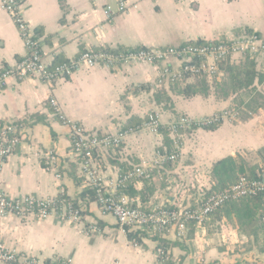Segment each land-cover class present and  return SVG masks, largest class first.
<instances>
[{
	"label": "crops",
	"instance_id": "1",
	"mask_svg": "<svg viewBox=\"0 0 264 264\" xmlns=\"http://www.w3.org/2000/svg\"><path fill=\"white\" fill-rule=\"evenodd\" d=\"M118 3L22 0L20 9L49 66L74 59L88 49L111 48L115 53H125L135 48H179L190 42L242 38L250 32L258 33L264 42V0H124V7ZM107 7L109 14L105 13ZM25 53L16 23L0 6V71L12 67ZM246 55L254 57L257 69L264 71V49L233 55L226 61L238 63ZM163 66L150 62L100 63L52 82L31 78L6 81L0 88V127L17 125L19 141L0 166V190L13 198L64 195L78 206L80 218L73 222L54 216L43 220L0 217L1 243L42 261L70 258L73 264H264L263 232L256 224L238 223L241 230L254 227L246 238L236 239L227 222L232 217L237 219L233 213L211 216L204 231L190 229L184 238L172 232L145 235L124 231L113 216L100 210L95 199L89 198L91 188L80 160L70 153V127L61 116L105 135L134 129L149 115H158L157 132H133L118 146L107 148L100 160L102 175L111 179L130 164H147L164 148H176V161L166 165L161 177L153 175L130 186L129 198L142 203L162 204L171 201L175 192L195 196L197 185L211 189L215 184L212 166L217 160L238 155L249 161L247 154L264 147V104L251 109L246 106L249 99L237 106L232 97L217 98L213 89L223 80L222 68L219 77L177 79L182 87L204 85L208 94L172 95L173 108L169 110L154 101L156 90L167 88L171 82L162 78ZM171 66L177 63L173 61ZM254 88V95L264 96V82H256ZM223 110L232 111L231 116L217 123L215 129L168 130V123L180 117L198 119ZM160 127L168 133L167 141ZM50 150L59 158V177L44 166ZM159 247L165 250L164 260L157 252Z\"/></svg>",
	"mask_w": 264,
	"mask_h": 264
},
{
	"label": "built area",
	"instance_id": "2",
	"mask_svg": "<svg viewBox=\"0 0 264 264\" xmlns=\"http://www.w3.org/2000/svg\"><path fill=\"white\" fill-rule=\"evenodd\" d=\"M22 0H0L1 8L8 12L16 23L22 36L26 53L12 67L0 71V88L6 85L9 78L23 80L27 78L41 82H52L63 76L71 74L81 68H92L100 63L114 64L150 62L161 63L162 78L177 80L185 76L198 77L221 76V63L233 55L252 54L264 49V42L256 35L251 34L242 38H233L206 44H186L182 47L165 48H140L130 49L125 53H113L104 49L85 50L74 59L67 62L49 66L42 55L38 39L22 16ZM119 6L124 7V0H119ZM111 13L110 7L105 10ZM177 66H171L172 62ZM55 106L54 101H51ZM57 109V107H55ZM232 111L223 110L217 114L198 119L180 117L168 123V130L176 133L197 127H207L217 124L231 116ZM61 118L70 127L71 149L73 157L78 158L82 170L86 175L87 185L94 192V199L103 213L113 216L126 232H141L145 235L155 233L165 234L172 232L178 238H184L190 229L196 232L204 231L205 224L210 220L211 214L231 200L254 196L264 192V171L258 173L256 178L241 175L236 182L208 193L209 186L198 188L196 195H180L174 193L171 201L162 204L155 202L142 203L133 201L128 196L130 186L142 179H151L153 175L161 177V172L166 171V165L174 163L177 159L176 148H164L157 152L149 163L130 164L123 169L117 177L108 179L102 175L100 160L109 147L118 146L131 133L149 130L157 132L160 124L157 114L149 115L148 119L136 128L120 130L115 134L99 135L83 128L80 124ZM17 125L9 123L0 127V166L12 153L18 143ZM44 166L48 171L57 172L59 158L54 150L45 154ZM14 215L19 218H32L36 220L47 219L54 216L61 221H77L80 218L78 206L64 195L56 197H36L25 195L19 198L8 196L0 190V217ZM264 227V213L260 217ZM161 260L167 258L165 250L158 248ZM0 263L2 264H73L70 258L51 259L42 261L39 257L30 256L8 249L0 242Z\"/></svg>",
	"mask_w": 264,
	"mask_h": 264
},
{
	"label": "trees",
	"instance_id": "3",
	"mask_svg": "<svg viewBox=\"0 0 264 264\" xmlns=\"http://www.w3.org/2000/svg\"><path fill=\"white\" fill-rule=\"evenodd\" d=\"M250 32V30H248ZM251 34L258 33L250 32ZM208 43V42H207ZM214 43V42H212ZM188 44H206V42H190ZM140 49V48H135ZM106 51L116 52V49L105 48ZM122 50V49H117ZM221 68L224 72V78L222 82L218 83L214 87V93L219 99H226L232 97L237 106H240L245 99H249L247 107L253 109L264 104V96L255 94V83L264 82V71L257 69V63L255 58L246 55L238 63L222 62ZM196 94L207 95L208 89L204 85L193 86L186 85L180 86L177 80L169 82L167 88H159L154 93V101L162 108L172 110L173 100L172 95H180L183 97H190ZM251 103V104H250ZM253 105V106H252ZM219 124L210 125L204 128L215 129ZM159 132H162L168 140L166 131L160 127ZM259 162H249L241 156H228L217 160L211 171V176L215 181L214 186L208 191L221 190L224 187L236 182L241 175H246L249 178H256L258 173L264 171V147L257 150ZM148 183L147 180L144 181ZM130 188V187H129ZM89 198L94 199V192L89 189ZM235 214L241 226L245 224H256V227L263 232L264 227L260 222V217L264 213V192H260L254 196L238 198L226 202L211 214L213 217H220L222 214L231 216ZM264 240V237H263ZM162 245H165L164 242Z\"/></svg>",
	"mask_w": 264,
	"mask_h": 264
},
{
	"label": "rangeland",
	"instance_id": "4",
	"mask_svg": "<svg viewBox=\"0 0 264 264\" xmlns=\"http://www.w3.org/2000/svg\"><path fill=\"white\" fill-rule=\"evenodd\" d=\"M224 78V75L220 78L221 80ZM214 90V89H213ZM214 92V91H213ZM214 95H215V93H214ZM253 106V105H252ZM241 117L242 116H244V115H242V113H241V115H240ZM247 159L249 160V162H256V160L258 159V154L257 153H249V154H247ZM202 180H204L205 181V178L203 177V179ZM191 184H192V182H191ZM198 184V183H197ZM201 185V184H200ZM203 185V184H202ZM198 186V188H200L201 186H199V185H197ZM192 188H189V190L190 191H192L191 190ZM227 222H228V225L230 226V227H232V229H231V231H233L234 232V230H235V232H234V234H235V238L236 239H241V237L243 236V238H246V236L247 235H250V230L252 231V227H254V225L253 226H248V227H245L243 230H241V228H239V226H238V223H239V221L236 219V218H234V217H232V218H230V219H228L227 220ZM236 232H237V235H236ZM244 251V250H243ZM245 252V251H244Z\"/></svg>",
	"mask_w": 264,
	"mask_h": 264
}]
</instances>
